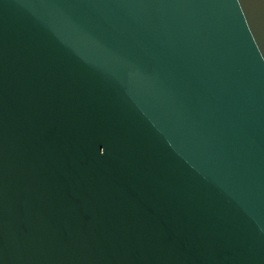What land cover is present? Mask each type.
I'll use <instances>...</instances> for the list:
<instances>
[{
	"label": "water",
	"instance_id": "1",
	"mask_svg": "<svg viewBox=\"0 0 264 264\" xmlns=\"http://www.w3.org/2000/svg\"><path fill=\"white\" fill-rule=\"evenodd\" d=\"M0 264H264V0H0Z\"/></svg>",
	"mask_w": 264,
	"mask_h": 264
}]
</instances>
